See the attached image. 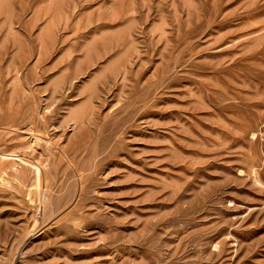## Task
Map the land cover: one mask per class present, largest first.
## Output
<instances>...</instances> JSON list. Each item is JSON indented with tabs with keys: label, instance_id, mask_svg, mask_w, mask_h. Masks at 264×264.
<instances>
[{
	"label": "rangeland",
	"instance_id": "obj_1",
	"mask_svg": "<svg viewBox=\"0 0 264 264\" xmlns=\"http://www.w3.org/2000/svg\"><path fill=\"white\" fill-rule=\"evenodd\" d=\"M0 264H264V0H0Z\"/></svg>",
	"mask_w": 264,
	"mask_h": 264
}]
</instances>
